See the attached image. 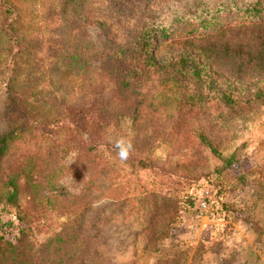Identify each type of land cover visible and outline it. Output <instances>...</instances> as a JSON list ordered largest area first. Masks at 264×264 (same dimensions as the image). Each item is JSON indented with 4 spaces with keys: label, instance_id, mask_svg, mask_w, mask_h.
Masks as SVG:
<instances>
[{
    "label": "rangeland",
    "instance_id": "1",
    "mask_svg": "<svg viewBox=\"0 0 264 264\" xmlns=\"http://www.w3.org/2000/svg\"><path fill=\"white\" fill-rule=\"evenodd\" d=\"M8 1L15 26L35 44L17 67V41L0 14V134L24 128L0 166V235L21 244L25 234V247L0 254V264H57L51 242L62 231L91 240L86 264H264V7L250 9L256 0ZM223 4L233 11L211 18ZM138 40H148L149 51ZM121 49L132 50L131 60H119L129 65L124 82L119 63L109 64ZM25 96L34 102L27 113L19 104ZM83 117L80 133L71 119ZM120 136L132 143L125 161L114 147ZM139 158L156 166L133 171ZM7 168L22 172L18 206L3 201ZM32 168L42 187L56 168L65 181L33 189L24 173ZM207 187L218 214L197 206ZM167 197L183 211L163 236L173 212Z\"/></svg>",
    "mask_w": 264,
    "mask_h": 264
},
{
    "label": "trees",
    "instance_id": "2",
    "mask_svg": "<svg viewBox=\"0 0 264 264\" xmlns=\"http://www.w3.org/2000/svg\"><path fill=\"white\" fill-rule=\"evenodd\" d=\"M224 8L221 7V5H219L217 7V9L215 10V12H212V16L211 18H214L215 15L218 14H225L227 12H231L233 11V7H229L226 6L225 4ZM250 9L252 8L253 10H256L259 7H264V1L263 0H256L251 6H249ZM16 12V6H14L13 4H11L8 0H0V14H3L6 18L5 20V27H4V31L5 34L8 35L10 37V40L12 41L13 39H15V41H17L16 44H14L15 47L18 48V51L15 53V63L17 65V67L19 66V61L22 59L23 56H26L32 49H34L33 47V43L35 44V36L29 35L28 33H25L26 31L23 30L22 28L15 26L14 23V17L13 14ZM211 15V12H208V15ZM8 23V24H7ZM14 41V42H15ZM145 43L142 40H138L137 41V45L140 48L143 49V47L145 49H147L146 51H149V47L144 46ZM145 44H149L148 40ZM73 44L70 43L69 47L72 46ZM141 45H143V47H141ZM85 47H90L88 43H86L83 48ZM129 52H132L131 49H126V50H122L121 51H116V55L113 57L112 55H109L111 59H114L113 62H110L109 64L114 65L115 63H119V65L116 66V73L118 75H120L122 77V82L125 81L126 76L128 75V73L126 71H128V67L129 65L123 64L121 63L119 60H123V61H127V60H131V58L129 57ZM109 54H114V52H112L111 50L108 51ZM148 53V52H145ZM119 54L122 55L119 57ZM142 54H138L137 58L138 59H143V57L141 56ZM151 57H154V54H151ZM118 56V57H117ZM15 67V76L17 75V72L20 70V67L17 68ZM117 68H123V69H117ZM125 69V70H124ZM200 72V70H199ZM10 91H14V83L10 84ZM26 92V91H25ZM24 92V93H25ZM228 104H236L237 101L229 94V93H225L224 94V98H223ZM29 102H32V100L30 99V96H25L23 99H20L19 104H21V106L23 107V111L25 113H27L25 110H27L29 108ZM25 103V104H24ZM34 103V102H32ZM41 106V105H39ZM25 109V110H24ZM36 119L34 116H30L29 122L31 120ZM84 120H86L84 117L81 119V121L77 118H72L71 122H73L75 124L74 130L80 133H85V128L83 126H81V122H84ZM105 123H107L105 121ZM116 131H119V126H116ZM92 130V128H91ZM23 133H24V128L23 127H16L13 128L9 131L3 132L2 134H0V166L6 161L9 160L12 157V154H14V152H16L18 150V143L21 140V138L23 137ZM92 133V132H91ZM115 141L117 140V138H113ZM204 140V138H203ZM114 141V142H115ZM205 141V140H204ZM206 145L208 147H210L211 151L213 152H217V150L215 149L214 145L211 143H206ZM115 149H119L116 147V144L114 145ZM54 165V163H53ZM229 165V167H233L235 165H237L236 160H227V164ZM156 166L155 164L153 165V162L148 159V158H139L136 162L132 163V167H133V171H137L139 169H147L150 167ZM35 168H32L31 170L24 172L25 175L27 176V180H28V185H32L33 189H36L38 187L40 188V191L42 192L43 189L45 187H55L56 185H58L59 183H62L63 181H65L63 179V174L60 172V170H58L57 168L55 170H53V172L51 173V178L48 180L47 185L43 186L41 185L40 182H36L35 180ZM4 174H5V179L3 180V187H4V191H3V201L6 204H10V205H15L18 206V195H19V191H20V177L22 175V172L13 168H7L4 170ZM62 178V179H61ZM219 194V191L217 192ZM192 206H194V199H192V201L190 202ZM225 202H221V209L224 212L225 215H227V210L224 209L225 207ZM173 207V212H171V216L169 218H167V226L165 228L164 231H166L164 233L163 236H167L168 234L171 233V231L173 230V224L174 221L176 219V217L178 216V211H183L181 208V202H179L177 199L176 201L171 199V197H167V210L169 209V207ZM19 218H21V216L19 215ZM75 225L74 223H71V225L69 226V229L73 228ZM24 233L22 234V236L18 239L20 240L21 244H12L11 242L9 243H4L3 239L0 235V254H7L10 253L13 249L15 248H21L23 245V242L25 240L24 237ZM163 236H160L159 234L155 235L154 237L157 239L163 238ZM91 240H87V242L85 241V239L83 238V236L81 234H79L78 232H72L71 234H66L65 231H62V233L58 234L56 237H54L52 239V247H53V252L54 253H58V258H56L57 264H86L88 263L91 258L89 257V244H90ZM25 247V245L23 246ZM71 261V263H70Z\"/></svg>",
    "mask_w": 264,
    "mask_h": 264
},
{
    "label": "built area",
    "instance_id": "3",
    "mask_svg": "<svg viewBox=\"0 0 264 264\" xmlns=\"http://www.w3.org/2000/svg\"><path fill=\"white\" fill-rule=\"evenodd\" d=\"M215 198L216 196L212 188H204L201 197L197 200V206L202 214H218V209L215 207Z\"/></svg>",
    "mask_w": 264,
    "mask_h": 264
},
{
    "label": "clouds",
    "instance_id": "4",
    "mask_svg": "<svg viewBox=\"0 0 264 264\" xmlns=\"http://www.w3.org/2000/svg\"><path fill=\"white\" fill-rule=\"evenodd\" d=\"M127 123V121H126ZM123 126V125H122ZM116 147L119 148L118 156L121 161H125L128 159L129 154L132 149V143L130 140H128L124 136H120L116 141H115Z\"/></svg>",
    "mask_w": 264,
    "mask_h": 264
}]
</instances>
